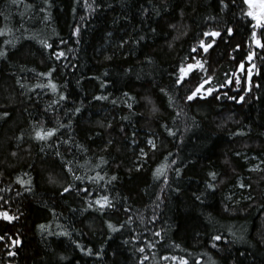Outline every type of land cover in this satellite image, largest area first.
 <instances>
[{"label": "trees", "instance_id": "16d2710c", "mask_svg": "<svg viewBox=\"0 0 264 264\" xmlns=\"http://www.w3.org/2000/svg\"><path fill=\"white\" fill-rule=\"evenodd\" d=\"M249 11L244 0H0V213L16 217H0V264H264V27ZM226 28L210 55L191 52ZM204 59L206 73L173 83ZM204 76L219 91L188 101ZM50 82L55 92L37 87ZM41 127L56 134L38 141ZM104 196L113 207L101 210Z\"/></svg>", "mask_w": 264, "mask_h": 264}, {"label": "snow or ice", "instance_id": "6c2138e0", "mask_svg": "<svg viewBox=\"0 0 264 264\" xmlns=\"http://www.w3.org/2000/svg\"><path fill=\"white\" fill-rule=\"evenodd\" d=\"M21 2H22V0H12V3L14 5H18ZM221 3H223V0H221ZM244 3L248 4L250 8L252 7V0H244ZM224 7H227V4H224ZM260 7L262 9H264V2L261 3ZM247 15L252 17L253 20H256L257 21V25L264 27V18H262L261 16H257L253 11H249L247 13ZM170 26L173 29H177V25L176 24H172ZM79 31H80L79 28L75 29L73 34L74 35H78ZM2 34L3 33L0 32V35H2ZM224 35L232 36L233 35V29L232 28H226V29H224L223 33L219 29H216V30L210 29L208 31H204L202 33L201 37L198 40L197 47L196 48H192L191 52L195 53L197 55H199L201 53L210 55L209 50L210 49H214L215 47H218V39H219V41L223 42ZM252 36H253V39H255V37H256L255 31H253ZM174 39H179V35L177 37H174ZM41 43L44 44V46L46 48H52V45L47 44L45 41H41ZM256 44H257V46H261L259 40H256ZM169 47H171V44L169 45ZM3 55H5V53H0V56H3ZM54 55H56V58L59 59L60 57L64 56V53L63 52L54 53ZM190 59H194V57L190 56ZM249 59H251V56H249ZM206 63H207V59L196 60L195 64L188 63L186 65V67H180L179 75L173 81V83L177 87H181V86H183L185 84L186 80L191 82L189 77H190V74L195 69H199L200 72L206 73L207 69L204 67V65ZM241 67H243V65H241ZM253 67H255V66L253 65ZM53 71H54V69H53ZM48 75H51V73H49ZM210 82H211V76H204V77L198 78L196 80V84H195L194 88L189 91V94H187L186 99L188 101H193L194 99H196L198 97V94H201L202 90H203V92L207 93L208 96H211L214 91H219V89H216L214 87H205V85L210 84ZM240 82H241L240 79H236V81H235L236 84H240ZM227 83H231V82L230 81H226L224 84H221V87H224L225 84H227ZM44 86L51 87L53 92L56 91V85L54 83H51V82L49 83V85H37V87H44ZM161 91H163V89H161ZM165 94H167V93H165ZM125 96H128V94L125 93ZM199 98L203 99L205 97L203 95H199ZM64 99H66V97L63 96V95H60V100H64ZM95 99L101 100V99H107V97L96 96ZM129 99H133V98L129 97ZM169 99H171V98H169ZM213 99L219 100L220 99V95L214 96ZM228 99L236 100L239 103V102L244 100V96H239L238 99L236 97H228ZM113 103H115V101H113ZM147 103L148 104H152V101L148 100ZM128 106H129V108L132 107L131 104H129ZM75 111L79 112L80 109L76 108ZM157 111H158V109L153 105L152 108H151V113L155 114ZM7 115H8L7 112L0 113V119H2L4 117H7ZM56 131H57V129H55V128H47V129H45V128L41 127L40 131H36L35 139L38 140V141H46V140L50 139L51 137H53L56 134ZM169 134L172 135V133H169ZM147 143L149 145H151L153 149L156 147L152 140H148ZM141 154L142 155L144 154V150L143 149H141ZM12 155H15V153H12ZM173 163H174V161H173ZM164 167L165 166H161V168L157 169V171H156L157 178H159V176L163 174V168ZM69 171L71 172V169H69ZM177 171H179V170H177ZM215 175H216L215 173L212 174L213 179H215ZM97 176H98L99 179H101V180L103 179V177L99 176V174H97ZM75 179L80 180L82 178L77 176V177H75ZM89 179L90 180H95L96 177H90ZM115 179H116V177L113 176L112 180H115ZM50 180H51V178H50ZM17 182L20 183L21 185H23L25 183L22 180H18ZM51 182L54 183L55 181L52 180ZM210 187H211V185H210ZM240 187L244 188L245 185L241 184ZM69 191H70L69 187H64L63 188V192L64 193H68ZM84 191L87 193L89 190L88 189H84ZM95 203L97 205H99V208L101 210H103L105 208L113 207V205L111 204V202L109 201L107 196L101 197V199L100 200H96ZM0 217H3L6 220L16 219V217H10L6 212L0 213ZM40 227L43 229L44 225H41ZM108 227L110 229H113V231L117 230V229L113 228L112 224H109ZM65 235H66V233H65ZM155 235L159 236L160 233L157 232V233H155ZM212 240L220 241L221 240V236H219V235L213 236ZM15 243L19 244L20 241L16 240ZM77 246L79 247V245H77ZM212 247L215 248L216 244H213ZM91 251H92L91 249H88L87 250L88 254H91ZM139 251L140 252H144V249L140 248ZM10 255H14V253H10ZM144 259H147V257H144ZM165 259H167V257H165ZM181 264H187V261L181 260Z\"/></svg>", "mask_w": 264, "mask_h": 264}, {"label": "rangeland", "instance_id": "374dc122", "mask_svg": "<svg viewBox=\"0 0 264 264\" xmlns=\"http://www.w3.org/2000/svg\"><path fill=\"white\" fill-rule=\"evenodd\" d=\"M264 2V0H252V7L255 6V8L257 9V14L258 16H261L262 18H264V9H262L260 7L261 3ZM255 161V164L253 165V170L259 169L261 168V166L263 165L262 161H258L256 158H252Z\"/></svg>", "mask_w": 264, "mask_h": 264}]
</instances>
